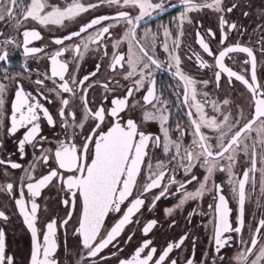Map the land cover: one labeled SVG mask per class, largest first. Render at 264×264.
<instances>
[{
    "label": "snow or ice",
    "instance_id": "1",
    "mask_svg": "<svg viewBox=\"0 0 264 264\" xmlns=\"http://www.w3.org/2000/svg\"><path fill=\"white\" fill-rule=\"evenodd\" d=\"M179 4L181 7L176 18V36L173 37L168 26H162L164 39L161 46L168 54L165 63L155 57L156 41L160 33L152 32L142 22L146 18L153 19V13L161 15L169 7L176 8V4H166L165 0H96L95 3L66 0L65 6L60 7L49 4L47 0H0V25L11 30L9 34H5L0 29V129L6 127L9 136H15L24 129L22 136L16 141L21 159L26 155V146H31L34 150L33 163L25 170L19 184H0V192L14 201L18 214L31 232L33 244L30 264H60L55 257L58 249L57 220L52 219L46 223L42 238L37 228L40 205L36 198L49 185L65 194L61 203L68 212L60 220L61 228L69 225L79 201L78 228L73 229V235L80 237L83 253L76 264H99L97 257L108 260L109 256L100 254L110 245L119 249L118 238L124 233L126 226L139 223V219L134 221L133 217L145 206L146 201L149 202L148 210L151 211L162 198L178 197L175 208H181L189 200H202L205 194H210L214 201L208 205L209 209L214 210L216 221L212 264H217V260L223 264L224 255H221V250L226 246H233L230 241L234 237L226 236V233L236 234L237 251L232 256L234 264H264V215L254 226L250 220L247 235L245 234L246 201L257 192V186L259 197H264V82L257 77V56L252 47L240 43L222 47L214 53L209 43L197 32L198 43L203 52L213 58V63L209 64L198 54H194L199 61V68H217L218 71L214 73L217 87L223 73L227 75L229 83L233 78L239 81L250 96L248 116L242 110H238L235 116L230 111H222V106L228 105L230 101L224 99L218 103L208 100V93L198 90L197 85L207 86L209 81H197L186 74L181 68L182 61L177 49L183 35V24L191 23L189 14L204 9L220 14V44L223 45L229 34L223 29L227 28L229 32L237 30L236 23H229L224 13L233 12L239 5L232 3L225 6L224 0H179ZM101 5L116 8L117 11L112 15L94 17L81 24L77 31L54 38L52 43L62 47L51 53L45 51L46 46L30 47L34 41L43 39L40 31L27 27L21 31L22 26L29 21L42 27H64L66 21L72 22ZM243 15L247 17L249 13L245 11ZM261 21L254 31L260 32L258 52L264 62V15ZM121 24L124 25L122 34L116 36L112 29ZM208 33L215 37L211 29ZM17 37H22V40ZM109 42L113 52L108 67L115 73L118 68L122 70L127 65L128 70L122 73V78L132 81V86L125 88L122 97L112 96L111 99L109 95L117 91V87L110 86L112 79L104 83L92 80L100 71V64L95 66L93 72L77 78L80 62L90 51L89 46L95 45L92 51L109 57ZM122 43L128 45L126 53L119 51ZM10 46L22 48L25 57L23 71L16 75L9 72ZM134 48L138 51H133ZM40 53L48 58L50 70H37L36 78L32 80L27 60L43 58L37 55ZM66 53H71V60L60 59ZM233 53L246 54L247 58L242 63L250 66L244 70L248 73L247 78L225 64V58L233 59L230 55ZM70 63L73 65L71 73ZM173 68L175 71L172 75L177 79L175 87L183 89L182 93L174 94L181 99V106L185 108L188 128H182L179 122L169 124L168 101L162 99V92L157 93L154 73L160 70L171 71ZM26 73L27 78L35 85L32 91H26L22 83ZM137 76L139 78L134 79ZM46 81H50L51 86ZM115 85L121 86L120 81L115 80ZM10 87L14 88L11 101L8 100ZM94 87L103 89L99 104L90 100L88 95L89 90ZM141 91L144 95L136 100L135 94ZM198 96L205 99L198 100ZM53 98L58 103L55 117L41 102L52 103ZM77 100L79 104L76 103ZM130 100L133 101L131 104ZM148 105L151 107H147ZM207 105L211 106V115L205 111ZM136 107L141 110L140 123L126 115ZM5 120L8 121L7 125L4 124ZM41 120L53 128L59 121L63 138H57L53 147H45L48 138L41 135ZM149 122L158 123L161 135L146 133L141 129V124ZM173 128L177 133L175 138L171 135ZM186 136L191 137L187 143ZM154 149H158L164 157L156 159L155 163ZM37 151L39 155H36ZM0 165H4L5 169L23 167L11 159H0ZM37 166L47 168V172L39 178L33 175ZM197 167L203 171L202 177L193 173V169ZM178 172L182 173L180 179L177 178ZM217 173L224 174L223 183H217ZM194 183L197 185L195 189L189 190L187 186ZM225 183L231 199L236 203L235 225L230 220L233 209L229 207V199L224 194ZM157 189L159 191H155ZM25 190L28 193L27 199ZM129 197L132 199L129 200ZM126 201L127 206L122 211ZM256 203L260 204L259 198ZM173 211L172 208L166 209L169 215ZM109 213H119L121 218L101 235ZM196 214L198 213L193 209L189 214V221ZM8 219L5 212L0 210V220ZM156 223V220H150L142 228V234L147 236ZM134 235L132 232L124 242H130ZM187 238L185 234L179 241L169 243L159 255L156 247H150L152 240H144L130 257L120 259L118 264H165L166 260L168 264H178L176 259H169V256ZM194 247L195 241L193 249ZM112 255L115 256L116 253ZM0 264H15V258L6 251L3 228H0ZM185 264H195L194 251L186 258ZM200 264H204L203 260Z\"/></svg>",
    "mask_w": 264,
    "mask_h": 264
},
{
    "label": "flooded vegetation",
    "instance_id": "2",
    "mask_svg": "<svg viewBox=\"0 0 264 264\" xmlns=\"http://www.w3.org/2000/svg\"><path fill=\"white\" fill-rule=\"evenodd\" d=\"M51 5H57L64 7L66 0H47ZM83 2L95 3L96 0H83ZM166 4L173 3L176 4V8L169 7L166 12L161 15H156L153 13V19H147L145 22L147 27L152 30V32L160 33L155 48V57L162 61L167 62L168 54L163 51L161 46V41L163 37V27L168 26L172 30L173 37L176 36V18L180 11L179 0H165ZM232 3L239 5L238 8L234 9L231 13H224L225 19L229 23H236L237 30L229 32L227 28H224V32H228L227 41L221 45L220 40L222 37V31L220 28L219 15L216 12H213L209 9H204L198 12H192L189 14L191 17V23L185 22L183 24V35L180 37V46L177 49V52L181 58V68L186 74L190 77L195 78L197 81L207 80L209 81L207 86L198 84V90L202 92H207V99L210 101H216L218 103L222 102L224 99H228L230 103L228 105L222 106V111H230L233 116L236 115L238 110H242L245 116H248L250 113V96L246 88L234 78L232 82L229 83L227 75H221L219 81V86L214 83L215 77L214 73L218 71L217 68H199V61L196 59L198 54L203 60L207 61L209 64L213 63V58L208 57L206 53L203 52L202 48L198 43L199 37L197 32L209 43L212 51L218 52L222 47H227L228 45H234L240 43L241 45H247L252 47L257 56V77L258 80L264 82V62H262L261 56L258 52L259 45L257 40L260 36V32L254 31L258 25L262 22L261 17L264 15V0H224L225 6H230ZM117 11L116 8H109L106 5H101L97 9L91 10L88 13L82 14L76 20L72 22H65L64 27L49 25L47 27H42L35 22H26L22 26L21 31L24 27L34 28L41 32L43 39L34 41L31 46L41 47L46 46L45 51L51 53L56 49L62 47L57 46L52 43V40L56 37H62L67 35L70 32L77 31L79 26L83 23H86L90 19L101 16V15H112ZM248 12L249 15L246 17L243 15L244 12ZM109 23V22H106ZM124 25L121 24L118 27L112 29V31L119 36L122 34ZM5 34L10 33V29L4 25H0ZM211 29L215 33L213 38L209 35L208 30ZM92 31V30H89ZM15 34V33H12ZM86 35V34H85ZM116 37H114L115 39ZM18 40H22V37H17ZM78 42V38L76 40ZM66 43H73L66 41ZM90 51L84 55L83 60L80 62L79 71L77 78L87 75L95 70V66L100 64V71L95 77H92V80H99L101 83L108 82L112 79L111 87H117V91L109 95V99L112 96L122 97L125 92V88L132 86L131 80H124L122 78V73L127 71V65L124 69H117V72H112L108 67L110 62V57L113 52L112 44L109 42L108 53L109 57H104L102 53L92 51L95 45H90ZM128 45L122 43L120 45V52H127ZM169 48L171 50V40H169ZM9 72L11 75H16L23 71L22 65L25 63V57L23 55L22 48H13L9 47ZM133 51H138L133 49ZM43 58L39 60H33L29 58L27 60L28 68L31 70L32 80L36 78V72H48L50 70V62L44 53L37 54ZM233 59L225 58V64L230 67L233 71L242 73L248 76V73L244 70L250 68L249 65L242 63L246 59V54L243 53H233L230 54ZM188 57H191L189 59ZM69 59L71 60V53H66L65 56L60 57V59ZM127 59V56H126ZM73 65H69V73H71ZM175 71L173 68L171 71H156L154 73V79L156 80V89L157 93H163L162 99L168 101L169 112V124H175L179 122L182 128H188L187 117L184 115L185 108L181 106V99H178L174 94L175 92H183L182 88H176L177 79L173 77L172 72ZM27 73L22 78V83L25 86L26 91H32L35 88V85L31 80L27 78ZM139 77H134L138 79ZM2 79V77H0ZM115 80L120 81L121 86L115 85ZM46 83L51 86L50 81ZM147 81L145 87H147ZM14 88L10 87L8 92V100L13 99ZM103 94V89L100 87H94L89 90L90 100H94L95 104H99L101 101V96ZM144 95L143 91L135 94V99L139 100ZM205 97L198 96V100L203 101ZM44 106L48 107L49 111L56 116L58 111V103L53 98L52 103L47 101H41ZM133 101L130 100V104ZM79 104V100L76 102ZM147 107H151L148 105ZM7 108V105H6ZM193 111H195L193 109ZM205 111L211 115V106L207 105ZM122 115H124L122 113ZM128 117L135 119L137 123L141 121V110L139 107L131 109L127 114ZM8 121L5 120L4 124L7 125ZM41 135L46 136L48 140L45 142V147H53L57 138L62 137V129L60 128L59 121L57 120V125L55 128L47 125L46 121L41 120ZM141 129L146 133H152L154 135H161L159 130L158 123L149 122L141 124ZM24 129H21L16 133L15 136H9L6 132V127L0 129V142H2V147H0V159H11V161L20 163L23 167L21 169H11L10 167L5 169L4 165H0V184L6 182H13L15 185H18L20 178L25 175V170L29 169L33 163V149L31 146H26V155L23 159L20 158V154L17 151V138L22 136ZM171 135L173 138L176 137L177 133L175 128H173ZM191 139L190 136L185 137V142H189ZM40 153L37 151L36 155ZM163 155L158 149L153 150V162L155 163L156 159H163ZM51 164L52 162L49 161ZM171 167V165H169ZM240 169V165H237V170ZM6 172V174H5ZM47 172V168L37 166L33 175L39 178L42 174ZM193 173L197 176L202 177L203 171L197 167L193 169ZM143 176V173L141 174ZM177 178H182V173H177ZM217 183L224 182V174L217 173L216 175ZM55 184V181L52 182ZM197 185L189 184L187 187L189 190H194ZM137 187H139V182ZM155 191H159L158 189ZM14 192L16 189L14 188ZM18 195V193H16ZM134 190V195H136ZM224 194L229 199V207L233 209L230 220L233 225H235L236 220V203L231 199V193L228 191V186L224 184ZM151 198V193L148 194ZM65 197V194L59 192L56 187L49 185L47 188L42 190V194L39 198H36V202L40 205L38 211L37 219V228L38 234L43 236L46 231L45 225L47 222L52 219L57 220V243L58 249L55 253V257L60 261V264H76L78 258H82L83 250L80 246V237L73 235V229L78 228L77 217L80 211L79 201L77 202L76 210L73 213L72 220L69 222V225L65 228L60 227V220L66 216L68 209L65 208L61 199ZM25 198H28V193L25 190ZM257 198L260 199V204L256 203ZM132 197H129L131 200ZM127 201L125 206H122V211L127 206ZM148 201H146L145 206L136 213L133 217L135 221L139 219V223H133L126 226L124 233L118 238L120 241L119 249L113 248L111 245L104 249L100 254L101 256H109L108 260H100V257H97L96 260L99 261V264H118V261L123 258L130 257L131 254L137 249L138 246L142 244L144 240L151 239L152 245L150 247L157 248V255L160 254L161 250L166 248L169 243H175L179 241L181 237L187 234V239L184 241V244L180 248H174L173 252L170 254L169 259H176L178 264H185L186 258H188L194 251V260L195 264H200L203 260L204 264H212V258L214 256V226H215V213L214 210L209 209L208 205L214 203L212 196L210 194H205L202 200L199 201H187L185 205L181 208H175V205L178 203V197H171L169 199H161L157 202L156 207L151 211L148 210ZM172 208L174 211L171 215L167 214L166 209ZM193 209L196 210L198 214L192 215L191 220L189 221V214L193 212ZM0 210H3L5 214L9 217L7 221L0 220V228H3L5 232V243L6 251L8 254L12 255L15 258V264H30V256L32 251V237L31 232L23 222V218L18 214V209L15 206L14 201L5 193L0 192ZM264 215V197H259L258 186L257 192L253 194L249 201H246V212H245V234L247 235L249 221L251 220L252 225L254 226L256 221ZM253 217L255 219H253ZM121 218V214H112L106 217L104 221V226L101 231V235H104L105 230L110 229L114 224ZM156 220L157 223L154 228L149 232L147 236L142 234V228L150 221ZM132 232L135 235L132 237L130 242L125 243L126 237ZM66 233V234H65ZM227 235H232L234 239L230 241L232 247H225L221 250V255H224L223 264H234L232 260L233 254L237 251L236 248V234L226 233ZM66 241V244H65ZM193 241H195V247L193 249ZM147 252V250H146ZM112 253H116L115 256ZM165 264H168V261H165ZM217 264H220L217 260Z\"/></svg>",
    "mask_w": 264,
    "mask_h": 264
}]
</instances>
